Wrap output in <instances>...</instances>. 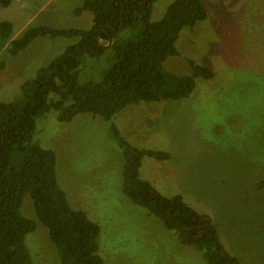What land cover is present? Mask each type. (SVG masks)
<instances>
[{
  "label": "rangeland",
  "instance_id": "obj_1",
  "mask_svg": "<svg viewBox=\"0 0 264 264\" xmlns=\"http://www.w3.org/2000/svg\"><path fill=\"white\" fill-rule=\"evenodd\" d=\"M83 1L14 0L9 7L0 5V22L13 24L14 39L43 24L87 29L93 15H76ZM172 1L159 0L152 20L162 19ZM203 3L208 19L183 30L179 55L166 68L192 74L195 61L212 69L214 78H199L188 99L131 106L113 122L132 144L169 154L165 161L144 157V179L164 195L182 194L209 215L241 264H264V0ZM75 42L39 38L17 58L0 52V102L17 96L26 80ZM105 66V57L91 61L83 78H98ZM50 114L52 120L37 122L39 137L56 149L59 182L71 204L101 227L103 264H207L126 197L124 158L107 122L83 114L67 126ZM23 212L38 222L27 236L34 263L61 264L30 196Z\"/></svg>",
  "mask_w": 264,
  "mask_h": 264
},
{
  "label": "trees",
  "instance_id": "obj_2",
  "mask_svg": "<svg viewBox=\"0 0 264 264\" xmlns=\"http://www.w3.org/2000/svg\"><path fill=\"white\" fill-rule=\"evenodd\" d=\"M13 1L0 0V5L9 7ZM158 1L84 0L76 15L91 13L90 28L43 24L16 39L13 24L0 22V52L13 58L39 38L76 41L26 80L17 96L0 102V264H35L27 236L38 222L24 215L28 196L38 221L49 231L61 264L104 263L101 227L71 204L67 189L59 182L56 149L39 137L38 124L49 121L51 112L56 113L58 124L67 126L83 114L107 122L110 138L124 158L123 191L130 202L157 218L207 264H241L209 215L197 211L182 194L164 195L142 177L144 157L165 161L169 154L132 144L113 122L131 106L188 99L199 78H214L212 69L195 61H190L192 74L166 68L167 61L179 55L177 43L183 30L208 19L203 0H173L163 18L153 21ZM103 57L106 66L99 77L84 79L87 65Z\"/></svg>",
  "mask_w": 264,
  "mask_h": 264
}]
</instances>
